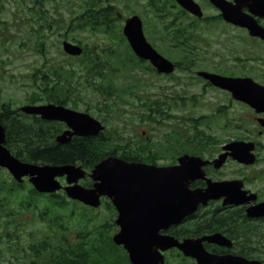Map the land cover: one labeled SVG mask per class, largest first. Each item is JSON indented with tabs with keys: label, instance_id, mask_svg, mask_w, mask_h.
<instances>
[{
	"label": "rangeland",
	"instance_id": "374dc122",
	"mask_svg": "<svg viewBox=\"0 0 264 264\" xmlns=\"http://www.w3.org/2000/svg\"><path fill=\"white\" fill-rule=\"evenodd\" d=\"M34 1L37 0H0V112L7 108L16 112L25 105L51 103L41 83V73L48 72L52 65H66L77 72L68 76L70 82L64 85L67 86L69 99L65 106L102 121L110 141L108 148H117L118 154H136L139 146H146L149 149L141 153L145 160L148 157L149 160L155 158L152 164L167 166L176 163L184 152L193 150L197 140L204 137L206 140L209 138L204 143L208 149L202 147L200 152L206 157H214L226 143L244 140L240 136L243 135L240 129L253 127L250 120L243 119L249 114L245 106L233 100L228 92L206 86L205 81L196 75L198 71L228 75L231 72L242 75L249 71L247 74L259 75V69L263 66L258 62L246 64L241 61L240 67H237L235 60L230 58L232 45L228 41V30L214 19L209 0H195L204 11V18L200 20L187 12L182 14L183 9L175 0H101V6L111 4L116 8V34L103 30L92 32L74 29L78 17L84 11L86 0H40L44 2L43 10L39 6L35 8ZM155 3H159V7ZM134 15L141 18L148 42L169 60L180 63L173 75L158 74L149 63L136 65L130 60L134 54L127 40L122 38V31L125 20ZM171 22H175L178 31L186 30L190 54L182 46L176 45L165 32ZM65 41L86 48L88 53L98 56L96 59L101 65H109L112 70L107 75L112 77L120 95L105 93L108 88L106 83H102L103 89L98 91L96 86L100 81L96 80L97 76L90 78L85 75L79 57L64 53ZM127 49L131 50V55ZM185 55H189V58L185 59ZM190 58L194 64L188 69ZM248 65L257 70L250 71ZM93 81L97 83L96 86ZM158 101L164 105L161 106V113H154L151 110L156 109L149 105ZM260 170L264 171V161L246 172L238 165L228 164L212 175L218 180L248 176L253 181L249 176L257 177L254 172ZM4 181L9 183L14 180L7 170L0 168V188ZM23 188L26 192H20L16 199L26 198L37 204L26 214L19 231L20 250L26 255L23 258L28 264L31 251L26 254L23 250L32 246L36 238L54 239L55 236L58 244L70 245L71 249L86 245L90 247L95 242L96 248L103 250V257L113 249L122 254L117 257L124 260V253L108 242L118 231L115 225L117 215L110 202H104L98 209H89L88 215H84L82 204L67 199L68 203L64 207L55 210L63 217L64 226L55 228L57 233L54 234L38 214L39 209L47 207L50 201L46 197L32 195L29 185ZM4 196L1 191L0 197ZM217 210V206L207 207L199 215L203 217ZM238 210H224L220 214ZM5 228L6 223L0 221V229ZM244 236L236 239L235 250L244 254L252 253L258 259L264 256L259 255L264 251L258 250L254 243H249V250L244 249ZM7 250L9 243L0 242V253ZM91 255L94 261L102 258L99 252ZM166 260L167 264H196L195 260L186 259L178 252H170ZM0 263L23 264L24 261L0 254Z\"/></svg>",
	"mask_w": 264,
	"mask_h": 264
},
{
	"label": "water",
	"instance_id": "95a60500",
	"mask_svg": "<svg viewBox=\"0 0 264 264\" xmlns=\"http://www.w3.org/2000/svg\"><path fill=\"white\" fill-rule=\"evenodd\" d=\"M192 14L202 17L200 6L193 0H176ZM223 9V8H222ZM223 15L228 17L226 7ZM123 33L135 54L142 60L149 61L163 74H171L175 65L162 56L146 39L140 17L132 16L125 22ZM64 51L72 56H80L83 49L70 42H64ZM199 76L209 80L215 87L232 93L233 98L250 104L258 112L264 111V87L248 78H233L214 73L199 72ZM23 112L40 115L50 121H61L69 130L58 136L61 144L68 143L74 136H97L102 124L88 114L79 113L64 106L54 104L27 105ZM5 128L0 123V167L7 168L13 177L22 182L29 176L30 182L40 193H55L62 189L58 177L67 176L64 188L67 195L92 207H99L102 196L109 197L119 212L116 223L121 230L114 236L118 245H124L132 264H165L163 251L177 247L186 256L193 257L198 264H262L257 260L208 253L203 246L205 241L219 246L231 247L232 242L221 233L198 239H185L179 242L173 237L162 236L160 231L180 223L193 215L198 207L207 205L210 200L225 197L224 205H244L256 200V195L247 197L242 190L241 181L211 182L205 190L189 188L190 182L202 177L200 158L184 155L179 159L180 165L158 167L143 163H128L115 157L100 162L92 171L91 177L96 181L94 188L88 189L78 184L85 177V171L75 165H39L22 162L17 159L4 144ZM231 153H225L215 161L220 167L227 156L245 163L253 164L255 156L252 151L254 143L236 141L224 147ZM250 218L264 217V202L247 209Z\"/></svg>",
	"mask_w": 264,
	"mask_h": 264
},
{
	"label": "trees",
	"instance_id": "16d2710c",
	"mask_svg": "<svg viewBox=\"0 0 264 264\" xmlns=\"http://www.w3.org/2000/svg\"><path fill=\"white\" fill-rule=\"evenodd\" d=\"M43 3V1L37 0L34 1L33 5L35 8L39 6L43 10ZM100 3L101 0L85 1L84 11L77 19L76 26H74L75 30H90L92 32L103 30L106 33H117L114 23V19L116 20L115 6L111 4L101 6ZM155 5L159 7V3H155ZM117 15L121 17L119 13ZM165 31L176 45L182 47H185V45L190 46L189 39L185 37V32L178 31L177 25L174 22L168 24ZM122 38L125 39L124 37ZM127 50H129L128 53L131 55L130 49ZM188 51H191V47ZM128 53L126 52V55ZM96 57L98 56L93 53H88L86 48H84V54L78 59L83 67L82 70L85 71V75L90 76V78L97 76L96 80L100 82L97 84L93 81V83H95V86L97 84L98 91L103 89L101 86L102 83H106L108 88L105 93L120 95L116 90L112 77L109 78L107 75V72H110L112 69L109 65H101ZM131 57L130 60L138 65L144 63L143 61L136 60L137 58L134 55H131ZM75 72L77 70L71 66L52 65L48 68V72L41 73V83L47 92L48 101L54 104H68L67 86L64 85L68 81L70 82L68 76L74 75ZM113 86L115 87L113 88ZM100 87L102 88L100 89ZM163 105V103H159L158 101L154 105H149V107L154 106L156 110L151 111L161 113V106L163 107ZM13 113L16 112H13L9 108L4 109L3 112H0V118L7 129L8 145H10L15 155L24 161L53 165L79 164L85 169L90 170L108 154H118L117 148L113 150L108 148L110 141L105 134L97 138L75 139L66 145H59L54 142V137L58 130L52 124L46 123L38 118L31 120L30 117L15 116ZM146 149L149 148L139 146L137 148V156L133 155V152L120 153V156L132 161L155 162V158H151L152 160H149L150 157H148V160L143 158L141 153ZM19 190L14 183L2 182L0 192L2 191L5 196L0 197V221L6 223V228L5 230L0 229V242L6 241L9 243V251L7 250V252L0 254L3 256H12V258L22 260L25 264H28L23 258L25 254H22V250H20L21 243L19 240H21V237L19 231L22 226V221L27 217L26 214L31 212L33 207L36 208L37 204L26 198L16 199ZM31 193L32 195H36L35 190H32ZM46 197L50 202L47 207L39 209L38 214L40 219L46 221L48 227L56 234L57 231L55 228H62L64 221L62 220L63 217L58 215L55 210L60 209L68 202L66 197L62 195ZM82 213L88 215V209L84 208ZM187 223L188 225L185 228V235L187 237L222 231L228 233L230 237L237 239L245 234L248 237L249 243H254L258 250L264 251V221L254 222L247 220L242 210L234 213L224 212L222 214L217 210L213 214L212 212L207 213L203 217L197 215ZM260 223L262 224L260 225ZM62 230H67V228H63ZM56 241V236L54 239L46 237H42V239L36 238L32 246H28V249L23 250L24 252L26 251V254L31 251L29 254L31 255L30 264H93V262L96 264H125L123 260L117 257V253L113 249L111 252L108 251L106 256L103 257V250H98L99 248H96L97 243L95 242L90 247L86 245L82 248L71 249L70 245H60ZM108 242L112 243L111 238ZM66 248L67 250H65ZM95 252H99L102 258L95 259L94 261L91 254ZM244 255L248 258H258L252 253H245ZM259 255H264V253L261 251ZM260 260L264 263V256H260Z\"/></svg>",
	"mask_w": 264,
	"mask_h": 264
},
{
	"label": "flooded vegetation",
	"instance_id": "af4514ba",
	"mask_svg": "<svg viewBox=\"0 0 264 264\" xmlns=\"http://www.w3.org/2000/svg\"><path fill=\"white\" fill-rule=\"evenodd\" d=\"M209 6L214 12V15H213L214 19L219 21L220 24L228 30V41L232 45L230 49V58L235 60L237 67H240L241 61H243V63L245 62L246 64L253 63V62H258V63L263 64V66H261V69H259V75L247 74L249 71L246 73H242V75H236V74H233L232 72L230 73V75H228V73H222V72H217V73L214 72V73L227 76V77H233V78L241 77V78L252 79L255 83L264 87V0H209ZM225 7L227 10V14H228L227 18H225L223 15L224 14L223 9ZM187 47L188 46L185 45V49H184L185 51ZM184 57L185 59H187V57L189 58V56L187 55H185ZM176 63L179 67L180 63L178 62ZM193 64H194V61L191 59L189 61L188 69L192 67ZM248 69L250 71L257 70V68L251 67L249 65H248ZM196 75H197V72H196ZM198 78L204 80L202 77H198ZM204 81L206 83V86L213 87L208 80H204ZM241 104L245 106V108H247L249 111V114L245 115V118L243 119L250 120L253 124V127L240 129L239 132L243 133V135H240V136L243 137L244 140L240 139L237 141L255 143L256 145L255 150H254L255 162H254V165L246 166V165L240 164L237 161H234L232 158H228L226 160V163L223 165V168L228 164H235V165L240 166V169L242 171L246 172L249 168L252 169L254 168V166L256 167L257 165L261 164L262 161H264L263 160L264 159V156H263V153H264V111L258 112L257 109L253 108L248 103H241ZM239 128H242V126H240ZM65 130L66 128L59 131V133L60 132L62 133ZM261 142L263 143V146ZM222 153H223V150L220 153L216 154L214 157H206L203 154L202 155L198 154L204 160H207V164L203 167V170L205 171L206 177H208L209 179L218 180V178L214 177L212 174L214 172H219L221 169L220 170L216 169L213 162ZM254 173H255V176H257L255 177L256 179L254 177L252 178L251 176H249L253 181H251L248 178V176H240L238 178L226 179V180H241L243 184L242 190L247 192L246 196L251 197L252 195H256L255 201L254 200L249 201L247 204L240 206L241 208L240 210L242 209L244 210V215L246 214L247 208L250 207L251 205L264 202V194H263L264 193V180L262 179V177L264 178V171L260 170ZM86 180L90 181V179H86ZM249 183H252V185H250ZM260 183H261V186H259ZM86 185L91 186L92 183L90 182V184H86ZM191 187L192 189H197V188L205 189L207 187V180L206 179L196 180L193 183H191ZM223 202H224V199H220L217 201H211L208 204V208L211 206H217L227 211L238 210L234 206H228L224 208ZM185 228H186V221H182L179 225L173 226L169 231L163 232V234L172 235L176 239L182 241L185 237ZM232 241L234 242V247L232 248V250L217 247L211 244H206L205 246H206V249L210 253L220 254V255L231 253L234 255H239L238 254L239 252L235 250L236 241L235 240H232ZM245 245L247 249L249 247V244L245 243ZM121 249L123 250V247H121ZM170 252L180 253L177 249L169 250L166 253H164L166 258Z\"/></svg>",
	"mask_w": 264,
	"mask_h": 264
}]
</instances>
